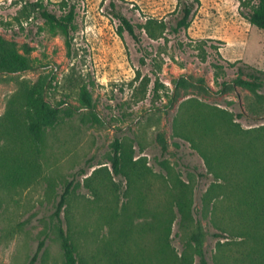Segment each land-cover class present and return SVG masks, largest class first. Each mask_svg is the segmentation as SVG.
I'll return each instance as SVG.
<instances>
[{"label": "rangeland", "instance_id": "1", "mask_svg": "<svg viewBox=\"0 0 264 264\" xmlns=\"http://www.w3.org/2000/svg\"><path fill=\"white\" fill-rule=\"evenodd\" d=\"M12 1L0 0L1 20L15 14L18 6ZM75 1L76 33L70 58L61 35H35L41 24L35 21L30 27L31 38L20 36L16 40L34 47L31 57L38 60L39 68L16 74L0 71L2 126L8 101L23 81L32 85L38 79L53 78L50 103L68 97L61 106L60 122L46 132L43 152L29 168L30 180L20 187L3 188L0 179V264H28L42 239L45 247L34 264L63 263L52 214L64 185L72 180L76 186L61 213L62 225L69 229L79 255L87 261L90 257L91 263L109 230L119 227L123 208L139 226L149 217L137 212L138 207L150 206L157 212L163 206L164 199L157 192L158 178L170 179V174L189 187L192 218L199 220L204 232L207 264H247L245 256L251 253L252 243L244 242L232 230L212 237L218 231L202 214V198L221 181L208 172L191 141L178 133L188 135L190 118H201L213 109L227 113L241 134L264 126V91L258 92L259 98L232 84L238 67L247 65L264 72V31L242 16L245 10L239 0H198L186 31L164 33L162 38L152 40L136 28L141 38L138 45L127 33L118 35L114 12L122 13L135 26L148 18L173 25L183 0ZM0 33L7 39L11 37L10 31L1 26ZM200 40L207 42L205 62L193 48ZM234 62L235 67L227 66ZM213 64L224 66L217 72V83ZM143 78L150 79L146 91L139 86ZM155 78L159 84L153 91ZM222 81L229 84L222 88ZM83 83L90 92L92 110L80 105ZM189 100L193 101L187 103ZM66 112H70L69 117L64 116ZM15 133L24 141V127L19 121ZM115 138L125 144L131 157L127 177L112 173L110 158ZM221 191L215 187L211 192L213 197L217 195L214 200L222 197ZM223 204L221 200L220 207ZM173 211L170 245L178 257L185 254L190 264H198L186 247L176 208ZM220 214L228 221V214Z\"/></svg>", "mask_w": 264, "mask_h": 264}, {"label": "trees", "instance_id": "2", "mask_svg": "<svg viewBox=\"0 0 264 264\" xmlns=\"http://www.w3.org/2000/svg\"><path fill=\"white\" fill-rule=\"evenodd\" d=\"M198 0H183L176 9L173 25L162 20L148 18L143 24H132L122 13L115 11L114 17L118 21L117 33L122 36L127 33L136 44L140 45L141 38L136 28L144 32L152 40L162 38L164 33L178 34L186 31L191 24L195 6ZM17 5L15 14L9 20H1L0 26L11 33L7 39L0 33V71L7 74L27 72L39 68L38 60L31 57L34 51L29 43H18L16 38H31L30 27L35 21H40L35 35L42 33L50 37L61 35L66 50V56L71 57L74 36L76 33V18L78 3L75 0H14ZM242 16L259 30L264 31V0H239ZM193 48L197 57L205 62L207 58V42L196 41ZM143 62V60H142ZM238 62V61H237ZM237 62L227 63L229 68ZM214 82L217 83V72L224 69L220 64H213ZM139 77V73H137ZM156 75V74H154ZM53 78L38 79L34 84L21 82L16 92L8 101V111L4 117V125H0V179L3 188H16L26 184L30 178V166L43 152L45 135L61 120L66 103L64 99L50 103L48 95L52 89ZM150 79L143 78L139 86L146 91ZM158 79L155 78L153 91L157 89ZM229 83L222 81L219 85L225 88ZM232 84L246 89L251 94L258 95L264 91V72L247 65L238 67ZM193 100L187 101V103ZM79 102L84 108H94L90 92L86 84L80 86ZM203 106L202 104H200ZM94 120L96 116L91 113ZM65 117L70 112L64 113ZM242 115L239 114L238 117ZM191 129L188 135L178 133L182 138L191 141V145L203 157L208 172L221 184L211 186L202 198V214L210 219L218 233L212 237H221L225 231H234L236 236L246 243H252L251 253L246 254L247 264H262L264 262V126L241 134L240 127L233 123L232 118L223 111L213 109L204 113L201 118H190ZM22 123L24 134L20 141L16 136V124ZM251 136H243L249 135ZM203 142L206 143L203 144ZM203 144V145H202ZM161 148L165 150L164 142ZM112 157L110 164L115 176H129L131 157L127 154L125 144L115 138L112 143ZM128 173V175H127ZM133 181V178H132ZM158 194L164 199L163 206L156 212L154 208L138 207L137 212L147 215L148 220L135 226L132 215L124 208L119 227L109 230L105 242L91 257L92 262L79 255L76 245L62 225L61 213L68 206L74 185L68 181L59 195L55 210L52 214L54 231L61 249L62 264H190L187 255L177 256L170 245V232L173 210L180 217L181 227L186 235V247L189 254L198 259V264H207L203 248L204 232L199 220L192 218V202L188 197L189 187L180 179H170L159 176ZM223 192L220 199L211 192ZM151 195V192L147 190ZM147 193V196H148ZM152 196V195H151ZM222 200V207L220 201ZM219 202V206L216 203ZM102 208H104L102 206ZM106 211L108 210L105 208ZM228 214V221L225 216ZM108 217V216H107ZM105 217V218H107ZM225 222V223H224ZM230 231V232H232ZM45 247V240L38 242L37 248L28 264H34Z\"/></svg>", "mask_w": 264, "mask_h": 264}]
</instances>
